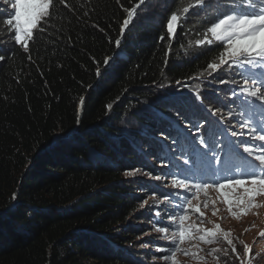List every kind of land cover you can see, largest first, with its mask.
<instances>
[{"label":"trees","instance_id":"1","mask_svg":"<svg viewBox=\"0 0 264 264\" xmlns=\"http://www.w3.org/2000/svg\"><path fill=\"white\" fill-rule=\"evenodd\" d=\"M137 3L55 0L28 51L0 5V264H151L130 252L150 220L139 201L167 193L124 173L141 165L163 171L146 151L154 160L171 138L172 149L186 142L166 116L193 119L189 125L206 134L201 106L183 100L182 107L178 93L198 86L209 94L238 70L209 78L207 65L219 62L223 45L196 44L232 4L182 13L195 0H144L122 33ZM173 12L180 18L169 36ZM214 95L205 101L227 116L239 103L231 90ZM239 263L231 257L224 264Z\"/></svg>","mask_w":264,"mask_h":264},{"label":"snow or ice","instance_id":"2","mask_svg":"<svg viewBox=\"0 0 264 264\" xmlns=\"http://www.w3.org/2000/svg\"><path fill=\"white\" fill-rule=\"evenodd\" d=\"M143 0L127 10V18L123 22L121 32L129 24L135 16L136 11ZM205 0H195V5L189 4L182 9V13H187L190 7L200 6ZM61 4H65V0H60ZM233 5L232 11L227 14H221L214 23L205 30L203 39L196 41L197 45H208L216 42L223 44V49L219 53V62H209L207 67L212 72L220 70L224 66H238L244 71L241 75L248 73L247 78L243 80L241 91L247 97L254 98L264 105V0H229ZM55 0H14L11 8L14 14L10 19L6 20V25L10 26L14 31V39L17 44L23 46L28 51L29 41L33 39L34 31H44L41 25L52 18V9ZM180 16L177 12H173L168 19L167 29L171 36ZM119 44V41H117ZM30 58V57H29ZM105 63H108L107 59ZM251 70V71H250ZM251 81V87L249 83ZM225 83V81H220ZM109 107H111L109 105ZM215 115V113H213ZM248 126V121L240 125L241 128ZM262 130L253 129L255 140L264 142V134ZM232 135H237L233 133ZM243 151L250 157H253L251 166L245 169H238L236 177L222 176L221 182L213 183H197L194 185L195 196L203 192L205 197L209 189H214L218 193V198L226 205L227 211L235 218H239L241 214H247L248 211L260 205L256 203L255 197L264 195V144L252 146L242 145ZM134 171L125 172L126 176H133ZM173 184L180 188H188L189 185L185 180L173 179ZM213 205L215 201H212ZM144 205L142 204L141 207ZM208 208V200L205 199L197 205L192 204V200H187L183 205V213L178 217L171 216L170 220L174 221V230L168 234L167 228H158L157 230L164 235L162 238L172 242V248L169 249L170 254L162 256V260L166 264H178L176 253L182 252L185 255H191L196 260H204L203 256H199L198 252L202 251L199 244L196 245V251L184 249L181 244L186 240H198L204 244H213L223 240L231 247L233 254L239 258L236 253V244L230 238V231H225L219 223H213V227L206 228L201 225L205 222L206 213L202 210ZM218 209L213 208L212 214L218 215ZM198 216L200 223L190 221L189 213ZM222 219V218H221ZM187 221V223H186ZM259 235L264 237V231ZM243 244V241H240ZM163 251V250H161ZM220 249L210 250V255ZM245 254L250 257L251 248L245 245ZM227 255V250H225ZM243 264V262H241ZM250 264V260H249Z\"/></svg>","mask_w":264,"mask_h":264},{"label":"rangeland","instance_id":"3","mask_svg":"<svg viewBox=\"0 0 264 264\" xmlns=\"http://www.w3.org/2000/svg\"><path fill=\"white\" fill-rule=\"evenodd\" d=\"M12 2H14V0H0V5L6 7L10 11V16L14 14V10L11 8ZM221 4L229 5L230 3L229 0H212L210 3H203L202 5H200V7L201 11H204L206 9L212 8V6L214 5ZM208 24L210 26L211 23ZM223 69H227L229 71L239 70L240 73L244 71L238 66H224L220 70ZM220 70H218L217 72H220ZM212 73L213 72L210 70L208 75L209 78L213 77V75H211ZM247 76L248 73H245L244 76H237L234 78L233 82H228L226 81V79L222 78L217 81V88L212 89V93L210 92L209 94H206L208 92L203 91V89L198 86L194 89H190L186 93H177L178 95L180 94V96L183 97L181 102L182 107L187 106L183 103V100H188L192 103L196 102L197 105H199L200 103V105L208 108V106H211V104L206 103L208 106L204 103L202 104V99L205 100L208 96H215L214 94L217 92L218 88H222L224 90L231 89L238 95V97L249 98L246 99L250 111L249 114L246 115L244 113H239V115H237L236 117L237 122L235 123H232L231 120L226 117L223 120V127H227L230 125L234 127L233 129L226 128V130L231 135L232 140H235L236 138L240 139L241 142L239 144V150H241V152L244 154L243 161L246 163H252L253 157H250L243 151L242 145L248 144L257 146L264 144V142L252 138L255 135L253 129H256L258 131L264 129V121H261V117L258 116V112L260 110L264 111V105H262L260 101L255 100L254 98L247 97L242 93L241 86L243 85V80L247 78ZM220 81H225V83H221ZM249 87H251V81L249 83ZM213 99L214 102L218 101L217 97H213ZM258 103L261 104V107L255 108V105H257ZM216 111L221 113L219 110H215L214 112ZM204 114L206 115L205 112ZM173 119L174 120L172 121V123L169 124L177 132L176 134L184 135L190 141L193 147H195V149L204 151L207 156L215 160V153H209L204 149L205 146L202 144L203 137L196 131L197 123L194 127H191V125H189L192 124L193 119L189 124L185 120H177L178 118L176 117H173ZM233 119L234 118L232 117V120ZM245 121H248V126L241 128L240 125ZM233 133H237V135L234 136L232 135ZM261 134H264V131H261ZM169 141V144H172L171 146H175V141L173 138H171ZM161 155H164V157H162ZM161 155L156 156V158L154 159L155 165L158 166V168L165 166V163H163L164 158L168 156L167 153ZM146 157L152 159L150 152L146 154ZM169 158H171L172 160V166H168V168H165L163 171L155 170L154 172H149L150 169L147 166L141 165L140 167H137L138 171H134L135 174L133 176H126L124 173V178H127L128 180H139L141 186H151L155 181L161 182L160 186L166 188L165 191L169 193L167 195L171 196L160 198L157 195L146 194L145 198L140 199L139 210L153 209V215L151 216V221H147L145 227H143L147 228L146 231L144 233H139V235L135 238L133 248L130 246V248L132 249V251L130 252L133 254V256H135L136 253L138 255H142V258H140L139 260L143 263L150 262L151 264H166V262L162 260V256L165 254H170L169 249L172 248V242L164 240L162 238L164 234L159 232L157 229L161 227L167 228L168 234H171L174 230L175 222L170 220L169 217H178L180 214H182L183 205L189 199L192 200L193 205H197L201 203V201L207 199L208 208L203 209L202 207V210L206 213V219L201 226L211 228L213 227V223H209V221H211L214 223H219L223 230L230 231V238H232L233 242L236 244V253L239 254V258H237V256L232 253L231 247L227 245L223 240H220L219 242L213 244H204L199 242L198 240H186L181 244V247L184 249H190L191 251H196V245L199 244V247L202 249V251H199L198 255L203 256L205 259L196 260L192 258L191 255H185L182 252H177L175 258L178 264H224L231 257H233L234 260L240 262L239 264H241V262H243V264H249V260L250 264H264V237H261L259 235L260 232L264 231V195H258L255 197L256 203L260 205L259 207H254L250 209L247 214H241L239 218H235L231 214H229L226 205L222 202L221 198H218V193L214 189L208 190L207 197H205L203 192L199 193L198 197L194 195V193L196 192L194 188L195 183H192L190 180H188L185 173L177 170V167L181 168L182 170L184 169L183 157L182 155L180 156L177 150L173 152V155H169ZM249 167L250 166H247L246 170ZM237 170L238 168L233 166L223 170V173L235 176ZM174 178L177 180H185L188 183L189 187L180 188L179 186L174 185ZM213 182H221V180H216ZM212 201H215L214 205ZM142 204L144 205L143 207H141ZM163 208H167V210L163 211ZM213 208L219 210L218 215L214 216L212 214ZM189 219L190 221H194L198 224L200 223L198 216L194 213H189ZM156 220H159L160 225L156 224ZM240 241H243V244L240 243ZM245 245H248L251 248L250 257L245 254ZM125 248L127 247L125 246ZM212 249H220V251L215 253V256H213L209 254L210 250ZM225 250H227V255H225Z\"/></svg>","mask_w":264,"mask_h":264},{"label":"water","instance_id":"4","mask_svg":"<svg viewBox=\"0 0 264 264\" xmlns=\"http://www.w3.org/2000/svg\"><path fill=\"white\" fill-rule=\"evenodd\" d=\"M141 4H142V3H141ZM141 4H140V5H141ZM83 98H84V96H82L81 99H80V107H79V115H80V116H81V114H82ZM77 128H78V126L74 129V131H76ZM61 137H62L61 135H59L58 137H56L54 143H56V141H58ZM64 137H65V136H64Z\"/></svg>","mask_w":264,"mask_h":264},{"label":"clouds","instance_id":"5","mask_svg":"<svg viewBox=\"0 0 264 264\" xmlns=\"http://www.w3.org/2000/svg\"><path fill=\"white\" fill-rule=\"evenodd\" d=\"M235 121H237V118H235ZM56 137H57V136H56ZM56 137H55V138H56ZM55 138H54V139H55ZM54 141H55V140H54ZM56 142H57V141H56ZM138 211H141V210H138ZM142 211L146 212V211L143 210V209H142ZM149 211H150V210H147L148 213H149ZM148 219H152L150 214H149V216H148ZM149 221H151V220H149ZM146 222H147V221H146ZM146 222H145V224H146ZM146 229H147V228H146Z\"/></svg>","mask_w":264,"mask_h":264},{"label":"bare ground","instance_id":"6","mask_svg":"<svg viewBox=\"0 0 264 264\" xmlns=\"http://www.w3.org/2000/svg\"><path fill=\"white\" fill-rule=\"evenodd\" d=\"M78 107H80V101H79V105H78ZM56 137V136H55Z\"/></svg>","mask_w":264,"mask_h":264}]
</instances>
